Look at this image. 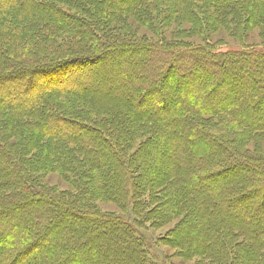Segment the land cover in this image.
<instances>
[{
    "label": "trees",
    "instance_id": "obj_1",
    "mask_svg": "<svg viewBox=\"0 0 264 264\" xmlns=\"http://www.w3.org/2000/svg\"><path fill=\"white\" fill-rule=\"evenodd\" d=\"M131 19L156 38L118 35ZM174 23L193 28L168 38ZM220 24L241 50L210 40ZM258 25L264 0H0V264H161L155 246L172 240L149 231L179 218L189 243L176 244L198 264H264V38L246 42ZM51 173L74 191L42 186ZM102 198L121 212L97 210ZM68 213L88 223L55 231ZM99 227L110 237L90 242Z\"/></svg>",
    "mask_w": 264,
    "mask_h": 264
},
{
    "label": "rangeland",
    "instance_id": "obj_2",
    "mask_svg": "<svg viewBox=\"0 0 264 264\" xmlns=\"http://www.w3.org/2000/svg\"><path fill=\"white\" fill-rule=\"evenodd\" d=\"M122 23H123V21L120 22L119 24H122ZM129 23L131 24L132 27L127 26V25L126 26L120 25L119 26L120 30L115 31V32L118 35L125 36V37H134V36L143 37V36H146L148 38H156V36L154 35V32L151 28H148L147 26L138 25L132 19L129 20ZM197 25L201 26V27H205V25H206L205 18L203 21V17H201L199 15V22ZM192 28H193L192 25H190L188 23H182V24L174 23V24H171L168 27H166L164 29V31H165V36L168 38H171L170 35L176 31L188 33L191 31ZM203 34H205V32L200 33L198 31H196L194 34H186V36L188 37L187 40L190 43H193L196 46H201V45H204V43L206 42V38ZM208 35L211 37L210 40H213V42L219 41L220 43H223V45L226 46L224 50L238 51V50L242 49L241 48L242 42H240L238 40V37H236L235 25H233V24L232 25L220 24V26H218L216 29L210 31V34L208 32ZM263 38H264V25H258L256 27H252L249 29V31L247 32L246 42L248 44L254 46V48H259L260 45L262 44ZM173 39H175V38H173ZM177 40H178V38H177ZM112 59L113 60H107V63H106V59H105L104 61H101L99 64H108V62H110V63H113L114 66L118 65V61L120 60V58H112ZM95 66H96V64L92 65L90 71ZM202 71L205 72L206 77H207V71L204 69H202ZM210 73L211 72L208 71L209 76H211ZM225 74L232 75L233 70L227 71V72H225ZM230 77H232V80L235 79L233 82H231V86L232 87L239 86L238 81H236L237 76H230ZM106 78H108V75H106ZM244 78L247 79L248 83H249L250 78H251L250 72H246V76H244ZM106 81H108V80H106ZM169 87H170V85L169 86H163L164 92H169V90H170ZM254 87H257V86L252 85L250 82L249 90H254ZM217 96H219V95H217ZM217 96H216V98H217ZM221 98H222V100H224L223 101L224 105H226L227 101L230 99V97H228L225 93L223 95H221L218 98V100H221ZM252 114H253L252 119L256 120L257 122H258V120H259V122L263 121L264 118L263 117L260 118V117L264 116L263 115L264 112H262L261 115H257L255 113H252ZM247 115L250 117V114H247ZM217 131H219V129ZM239 131L242 132L241 130H239ZM248 144H249L248 145L249 149H251V152L254 151V145L255 144L253 142H249ZM259 146L264 148V139L260 142ZM235 173H236V170L233 172V174H235ZM63 176L61 173L46 174L44 176L41 184H42V186H45V187H50L52 189L54 188V190H57V191H74L73 187L77 186V185L73 184L74 179L62 178ZM83 180H85L84 181L85 184H89V182H90L87 174L84 176ZM99 183H100L99 180L95 181V184L97 187L99 186ZM215 204H218V203H215ZM96 207L98 208L97 210H100L102 213H110V214L117 213L118 214L121 212L120 207H122V204H120L116 201H113L111 199L108 200L107 198H102L101 200H98L96 202ZM249 211L252 212L253 209H251ZM81 219H83V220H80L81 221L80 222L76 219L75 216L68 213L66 220L64 219L61 223H59V226L55 229V231H57V232L63 231L64 232L66 229L69 228V230H71V232L74 233V229L76 227H78V224L80 225L83 223L84 224L88 223V221H86L85 218H81ZM181 221H182V219H180V218L176 219V220H172V221H169V223H167V225H165L164 227H162L158 231H149V233L151 234L152 237H158V235L162 234V235H166V236L168 235L169 238L172 240L170 242V246L169 245L168 246L167 245H162V246L158 245V247L155 246L156 249L154 251H155V254L157 255L158 261L161 264H198L197 262H199V260H200V257L198 255L195 256V254L193 256H189V255L184 256L183 255L184 250H185L183 245H185V248H186L188 246L189 241L186 239L188 237V232L185 229L186 224L182 223ZM91 226L93 228L95 227L93 224V225L88 226V228ZM93 228H90V229L85 228V230L81 231L82 235H87V231L91 232ZM98 229H99V231L97 233H94V235H92L90 242L94 243V240L97 243H99L101 241L104 242V241H106V239L108 237H110V231L104 230L103 228H100V227ZM78 236H80L79 233H77V237ZM177 239H184L183 240L184 244L182 245L181 248L177 246L178 244H176ZM211 241H212L211 235H208V234L204 235L202 240H198L196 242L198 252L200 251V253H198V254L204 255V253H206V250H208V244L211 243ZM64 245L65 244H63L62 246L64 247ZM88 246H89V243L86 245L87 249H85V251L90 249V246L89 247ZM68 247L71 248V246H68ZM203 249H204V251H203V253H201L202 252L201 250H203ZM108 250H110V249L106 248L105 251L101 252V254L105 253L106 256H108V257L111 256V253ZM19 263H20V261H19Z\"/></svg>",
    "mask_w": 264,
    "mask_h": 264
}]
</instances>
